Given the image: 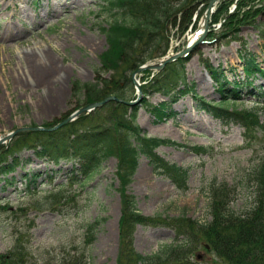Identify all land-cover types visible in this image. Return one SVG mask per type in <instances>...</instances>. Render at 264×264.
<instances>
[{"label":"rangeland","instance_id":"374dc122","mask_svg":"<svg viewBox=\"0 0 264 264\" xmlns=\"http://www.w3.org/2000/svg\"><path fill=\"white\" fill-rule=\"evenodd\" d=\"M209 1L192 0L181 7L180 0H172L178 10L163 23L169 50L165 56L147 61V65L160 64L190 44ZM102 4L104 0H55V4L53 0H0V150L4 147L9 154L14 150L17 157L15 170L9 175L0 174V254L13 250L19 235L24 234L29 264H65L62 257L69 252L84 255L78 258L80 264H116L125 193L134 195L138 210L154 220L136 225L133 245L138 252L156 254L166 247L181 246V258L189 259L190 264H228L192 240L194 235L185 219L211 221L209 187L213 183L236 189L230 204L232 211L241 214L253 205L255 185L250 177L264 158V78L256 77L239 94L240 98L222 103L224 97L204 63L224 66L231 81L244 78L241 53L254 51L263 64L264 35L249 19L256 16L255 21L264 23V0L220 4L218 11L224 14V20L213 26L214 31L233 33L222 27L234 14V8L238 9L235 21L239 22L234 21L232 26L239 28V40L228 42L225 36L215 34L193 48L187 56L185 87L180 86L182 90L170 96L142 92L143 86L163 73L169 63L162 68L149 67L145 73H132L130 61H126L118 71H107L102 60L108 50L103 28L109 26L113 17ZM259 10L256 15L254 12ZM40 49L55 59L61 69L48 82L28 72L19 55L35 50L39 58ZM174 61L178 62V58ZM98 77L121 81L123 94L132 100L130 107L137 109V122L148 137L169 138L182 144L164 145L158 152L188 169L185 189L157 175L145 156L130 185L120 183L115 156L104 161L92 177L81 178L77 183L75 179L84 176L78 161L61 158L57 163L39 157L36 149L28 146L31 136H27L37 131L21 132V143L15 140L16 136L14 145L11 140L3 141L18 128L47 127L69 115L86 101L87 91L77 93L75 82L93 84ZM162 103L168 107V115L158 121L150 105ZM206 103H210L209 110ZM213 105L247 113L250 120L244 122L229 113L217 116ZM99 110L103 111L79 114L87 116L78 117L72 127L86 129L107 122L113 109ZM199 146L203 148L199 150ZM13 158L8 156L10 161ZM95 220L99 221L85 237V225L95 224ZM185 233L190 236L178 240V234ZM88 238V243L93 239L92 244L83 248ZM189 239L190 243H180ZM197 253L203 258L197 260Z\"/></svg>","mask_w":264,"mask_h":264},{"label":"trees","instance_id":"16d2710c","mask_svg":"<svg viewBox=\"0 0 264 264\" xmlns=\"http://www.w3.org/2000/svg\"><path fill=\"white\" fill-rule=\"evenodd\" d=\"M190 1L192 2V0H180L181 7H186ZM229 3L232 4V1ZM220 4L218 5L219 10ZM222 4H226V2H222ZM102 6L106 13H110V16L113 17L109 21V26L103 28L107 37L108 50L102 55V60L105 67L108 68L107 71H118L123 68L122 64L130 61V68L133 73L150 59L160 57L167 52L169 46L165 42L163 23L171 18L173 12L175 13L178 10L172 4V0H104ZM237 10L233 15H230L229 20L227 18V24L222 27L234 31L233 33L229 32V35L225 32L221 33L225 37L231 35L236 39L238 36L236 32L239 28L232 26L235 19L238 18ZM254 13L258 15L260 10ZM255 18L256 16L249 19V23L258 27L264 34V23H258ZM212 20L214 24H217L224 20V14L219 13L217 8ZM238 22V20L235 21V23ZM240 58L243 61L246 79L241 83L236 79L234 82L229 81L223 70L208 64L212 77L224 97L223 102H228L230 100L229 96L239 98V89L248 87L256 76L264 77V65L258 61L254 52L241 54ZM184 61L181 58L178 62L166 65L163 73L159 74L157 78L149 80L148 85L143 86L144 93L151 94L154 91H162V93L169 95L184 78ZM109 80L108 78L98 77L96 83L93 84L82 85L80 81L75 82L78 88L77 93H81V90L87 91L86 101L79 104L76 109L87 104L100 102L111 95L125 97L123 94L125 89L121 81ZM130 81L132 82V79ZM229 84L234 85L231 90L227 87ZM106 107L113 109L107 122L95 123L86 129H75L72 127L74 121L54 131L33 132L27 136H31L28 146L34 147L40 157H47L55 162H59L61 158L78 161L80 163L79 170L84 176H79L74 182H79L81 178H90L105 160L111 156H116L118 158L117 175L120 183H129L130 185L138 169L140 158L144 155L157 174L170 178L177 187L185 189L189 177L188 170L166 160L157 152V149L162 145H175L177 143L170 139L146 136L137 122V109H133L127 104L110 101L102 108H97L94 114L103 111L99 109ZM212 109L218 112V116L230 113L236 117L240 116L244 122H248L251 117V115H246L247 113L235 109L228 111L229 109L219 106H213ZM153 112L158 119H162L166 115L165 105L153 106ZM69 115L49 126L56 125ZM86 116H80L79 119ZM16 141L21 143L23 138L21 137ZM7 152L2 147L0 174L3 176L9 175L15 170L17 161V157L13 155L14 150L10 154ZM9 155L14 157L12 161L8 159ZM252 176L250 178L253 179L255 185V196L253 205L246 212L238 214L230 209L236 189L228 184L216 185L213 183L209 187L211 221L199 223L198 221L185 219L188 221L187 225L191 228V234L194 235V238L190 239L197 244H205V246L208 244L210 246L209 251H214L218 257L228 264H264L263 157L252 170ZM30 182L31 180L28 181L29 184ZM28 183L27 186H29ZM123 198L124 212L120 219L121 245L116 264L191 263L189 259L181 258V246L166 247L157 254L138 252L133 245L135 227L139 223L146 225L150 224L147 221L154 222V220L144 216L138 210L134 195L123 193ZM98 221L95 220V224L94 222L86 224L85 237L90 235ZM179 225H182V223ZM182 235L190 236L188 233ZM22 238H24V234L19 235L18 243L13 250L0 254V264H29L30 252L24 248L27 244ZM190 239L180 243H190ZM89 241L88 238L83 248L92 244L93 239L90 243H88ZM201 241L202 243H199ZM75 253L69 252L68 255H65L63 259L65 264H80L78 258L84 255L81 252ZM61 264H63V261Z\"/></svg>","mask_w":264,"mask_h":264},{"label":"bare ground","instance_id":"6f19581e","mask_svg":"<svg viewBox=\"0 0 264 264\" xmlns=\"http://www.w3.org/2000/svg\"><path fill=\"white\" fill-rule=\"evenodd\" d=\"M230 1H232V5H235L236 2H239L240 0H217L213 5L217 6L222 2H230ZM53 4H55V0H53ZM236 10L237 9L234 8L233 12H235ZM211 19H212V15H211V18L209 20V25L211 23ZM205 22H206V19L203 18L201 21V24L199 26V29L190 38V44H192L199 37L202 29L205 26ZM241 27L242 26H240V28ZM222 33H224V32H222ZM219 36L224 37L223 34H221ZM218 38H217V40H218ZM35 50H36V48H35ZM35 50L27 51L24 54L19 52V55L21 56V59L23 60V62L26 63V67H27L28 72L34 73L37 76V78L40 79L42 82H48V79L51 76L55 75L56 72H58L61 69L58 67L57 61L55 59L51 58V56H48L49 54H47V52L45 50L40 49L39 58H38V54ZM41 61H44V62L41 63ZM207 68L209 69L210 67L208 66ZM207 68H205V70L209 74V70ZM59 77H60V75H59ZM33 78H36V77L33 76ZM32 82H37V81L32 79ZM22 132H25V131H22ZM18 133H20V132H18Z\"/></svg>","mask_w":264,"mask_h":264},{"label":"water","instance_id":"95a60500","mask_svg":"<svg viewBox=\"0 0 264 264\" xmlns=\"http://www.w3.org/2000/svg\"><path fill=\"white\" fill-rule=\"evenodd\" d=\"M217 0H211L209 2V5H208V9H207V15L205 16V19H206V22H205V33L201 36L200 40L196 43V45L200 44L202 42V40L205 38L208 30H209V18H210V15H211V11H212V8H213V4L216 2ZM189 50H191V48H187L182 54L188 52ZM182 54H179L178 56H181ZM173 58H169L167 60H165L164 62H170L172 61ZM148 67H157V68H161V65L160 64H157V65H153V66H148ZM143 69V68H142ZM111 99H115L117 101H121V99L115 97V96H111V97H108L107 99H105L103 102H100V103H94V104H91V105H88L86 107H83L81 109H79L77 112H75L70 118H68L66 121L62 122L61 124H64L68 121H70L71 119H73L74 117L78 116L79 114L83 113V112H86V111H89L91 109H93L94 107H97V106H100L102 104H104L105 102L111 100ZM128 104H132L133 102L132 101H129L127 102ZM26 129H33V130H39L40 127H35V128H28V127H24V128H18L16 130H14L12 133L8 134L6 136V139H11L13 136H15L18 132H22V131H25ZM48 130H51V129H48ZM200 257V256H198Z\"/></svg>","mask_w":264,"mask_h":264}]
</instances>
